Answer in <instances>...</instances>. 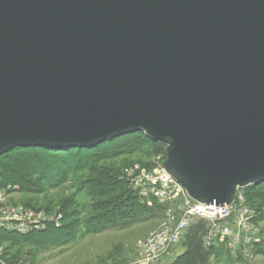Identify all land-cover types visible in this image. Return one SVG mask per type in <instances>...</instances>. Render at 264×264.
<instances>
[{"label":"water","instance_id":"1","mask_svg":"<svg viewBox=\"0 0 264 264\" xmlns=\"http://www.w3.org/2000/svg\"><path fill=\"white\" fill-rule=\"evenodd\" d=\"M134 133L199 204L264 183V0H0V157Z\"/></svg>","mask_w":264,"mask_h":264},{"label":"rangeland","instance_id":"2","mask_svg":"<svg viewBox=\"0 0 264 264\" xmlns=\"http://www.w3.org/2000/svg\"><path fill=\"white\" fill-rule=\"evenodd\" d=\"M126 136L89 152L17 148L0 157V192L5 193L6 203L62 215L58 228L23 237L2 235L0 264L139 261L140 243L163 223L174 202L150 192V177H158L163 170L166 145L142 133ZM61 159L69 164L63 165ZM246 193L247 204L258 213L261 238L253 264H264V183ZM206 228L194 222L185 240L160 264H177L183 256L180 264H239L225 247L202 248Z\"/></svg>","mask_w":264,"mask_h":264},{"label":"built area","instance_id":"3","mask_svg":"<svg viewBox=\"0 0 264 264\" xmlns=\"http://www.w3.org/2000/svg\"><path fill=\"white\" fill-rule=\"evenodd\" d=\"M163 169V168H162ZM150 192L174 202L160 224L139 245V261L136 264H160L185 240L194 222L206 225L202 239L205 250L225 247L239 264H253L261 246L258 213L247 204L243 190H237L233 201L222 207L199 204L188 197L185 190L164 170L158 177H150ZM241 191L242 194L239 192ZM0 192V237L4 234L24 236L48 227L58 228L62 215L35 212L20 206H10Z\"/></svg>","mask_w":264,"mask_h":264},{"label":"trees","instance_id":"4","mask_svg":"<svg viewBox=\"0 0 264 264\" xmlns=\"http://www.w3.org/2000/svg\"><path fill=\"white\" fill-rule=\"evenodd\" d=\"M135 134H137V133L130 134V135H128V136H133V135H135ZM121 137H122V136H121ZM119 138H120V137L115 138V139H113V140H111V141H108V143H112L113 141H117ZM123 138L125 139V138H128V137H127V136H124ZM105 143H107V142H105ZM103 144H104V143H103ZM101 145H102V144H101ZM99 146H100V145H99ZM99 146H97V147H99ZM97 147H95V148H97ZM95 148H92V149H78V151H80V152H81V151H82V152H83V151H85V152H89V151H91V150H93V149H95ZM68 150H69V149H68ZM87 150H88V151H87ZM51 151H52V150H51ZM64 151H66V150H64ZM53 152H59V153H61V152H63V151H53ZM7 155H8V154H7ZM3 156H5V155H3ZM60 161H61L62 163L65 162L63 165H68V164H69V161H66V159H61ZM262 184H263V183H262ZM259 186H261V184L257 185L256 187H259ZM249 188H250V187H249ZM249 188L244 189V192H243L244 195H247L246 192H247V190H248ZM246 197H247V196H246ZM201 223H202V222H201ZM203 224H204V223H203ZM57 232L59 233L60 231H57ZM22 237H23V236H22ZM15 238H17V236H15V237L12 236V237H11V239H15ZM202 248H203V247H202ZM203 249H204V248H203ZM260 250H261V249H260ZM258 252H260V251H258ZM185 257H186V256H183V257L181 258V260L179 261V263H177V264H180L181 261L185 259Z\"/></svg>","mask_w":264,"mask_h":264}]
</instances>
